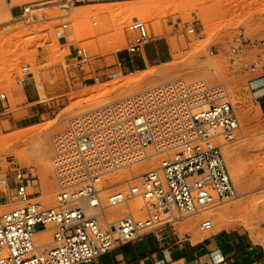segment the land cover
Masks as SVG:
<instances>
[{
  "label": "rangeland",
  "instance_id": "rangeland-1",
  "mask_svg": "<svg viewBox=\"0 0 264 264\" xmlns=\"http://www.w3.org/2000/svg\"><path fill=\"white\" fill-rule=\"evenodd\" d=\"M64 2L0 0V92L7 93L6 98L0 97V179L10 180L3 186L7 200L0 204V213L20 204L11 183L16 166L30 176L28 189L34 200L55 204L51 138L74 114L174 77L204 78L228 86L241 120L236 140L223 148L237 196L174 226L181 235L192 233L194 240L239 227L264 253V107L250 88L254 75L229 67L230 49L239 31L264 39V0H134L95 6H78L73 1L63 7ZM161 2L183 4L171 8L158 6ZM135 17L147 23L152 36L145 47L154 52L165 48L164 57L155 64L140 66L135 59L139 53L131 55L134 65L126 62L130 54L125 49V25ZM64 22L68 40L62 44L55 30ZM186 24H194L201 36L189 34ZM77 45L89 48V61L67 55ZM254 53L251 50L248 55ZM243 59L238 56V62ZM26 64H31L32 73L23 76ZM95 76H100V82L93 83ZM39 145H46L42 160H37L35 151ZM142 164L150 167L148 161ZM142 164L106 175L104 185L109 190L103 192V202L109 193L125 189V180L138 174ZM142 206L135 199L107 211L112 220L130 210L141 217L145 215ZM228 207L234 209L224 214ZM207 218L214 226L202 231L199 225ZM246 218L251 227L244 225ZM41 230L43 234L34 236L38 252L48 249L52 241L53 230Z\"/></svg>",
  "mask_w": 264,
  "mask_h": 264
},
{
  "label": "built area",
  "instance_id": "built-area-1",
  "mask_svg": "<svg viewBox=\"0 0 264 264\" xmlns=\"http://www.w3.org/2000/svg\"><path fill=\"white\" fill-rule=\"evenodd\" d=\"M67 27L64 22L55 30L62 44L68 40ZM186 30L201 36L194 24H186ZM125 31L129 54L141 52L152 39L147 23L138 17L125 25ZM235 41L230 70L239 67L254 75L249 84L260 101L264 39H253L241 30ZM251 50L255 53L249 56ZM67 55L87 62L91 51L77 45ZM238 56L244 59L238 62ZM31 73V64L24 65L21 74ZM0 97L7 93L0 92ZM240 128L228 86L204 78L174 77L74 114L51 138L50 168L57 184L54 205L34 200L28 189L30 176L23 168L11 170L20 204L0 213V264H89L147 232L174 226L236 197L223 148L236 140ZM147 161L150 167L142 164ZM138 164L141 171L125 180V189L109 193L104 203L102 194L109 190L105 176ZM8 183L9 178L0 179V204L7 200L3 186ZM135 199L142 201L144 216L130 210L111 219L108 209ZM213 226L207 218L199 228L207 231ZM48 227L53 230L51 246L38 252L34 236Z\"/></svg>",
  "mask_w": 264,
  "mask_h": 264
},
{
  "label": "crops",
  "instance_id": "crops-1",
  "mask_svg": "<svg viewBox=\"0 0 264 264\" xmlns=\"http://www.w3.org/2000/svg\"><path fill=\"white\" fill-rule=\"evenodd\" d=\"M125 1L134 0H74L78 6ZM143 49L135 58L142 67L162 60L166 53L163 47L155 52ZM131 55L126 62L134 65ZM259 102L264 107V97ZM89 264H264V253L239 227L194 240L192 233L181 235L175 226L166 225L115 247Z\"/></svg>",
  "mask_w": 264,
  "mask_h": 264
},
{
  "label": "bare ground",
  "instance_id": "bare-ground-1",
  "mask_svg": "<svg viewBox=\"0 0 264 264\" xmlns=\"http://www.w3.org/2000/svg\"><path fill=\"white\" fill-rule=\"evenodd\" d=\"M183 4V3H182ZM181 3H175V2H171V3H169V4H166V3H160V4H158V6H160V5H165L166 7H174V8H176L177 6H181L182 5ZM66 7H70L71 5L69 4V5H65ZM171 7V8H172ZM31 8V7H30ZM81 13V12H80ZM82 15V14H81ZM85 15V14H84ZM80 17H82V16H80ZM80 17H77V18H79L80 19ZM83 19V18H82ZM115 100V99H114ZM113 101V100H112ZM111 102V101H110ZM108 103V102H107ZM104 105V104H103ZM94 107H97V106H94ZM31 147V146H30ZM29 148V147H28ZM30 149V148H29ZM43 149V150H42ZM45 149H46V145H44V146H42V145H39V146H37L36 148H35V151H36V155H37V160H39V159H41V157H42V155H41V150L42 151H44L45 152ZM33 156H35V155H33ZM42 160V159H41ZM262 170L261 171H263L264 172V170H263V168H261ZM259 171H260V169H259ZM260 171V172H261ZM263 172H261V173H263ZM260 173V174H261ZM256 174H259L258 173V171H257V173ZM237 175V174H236ZM259 176H261V175H258V177ZM264 177V176H263ZM238 178H239V176H238ZM3 181H5V179H2ZM263 184H264V182H262ZM47 194H49V193H47ZM48 197H50V195H47ZM87 204V203H86ZM88 207H89V210L91 209L90 208V206L88 205ZM232 209H234V208H232V207H228V208H226L225 210H224V214H226L225 212H227V211H232ZM226 217V216H225ZM251 221H249L248 220V218H246L245 220H244V225L246 226V227H251V223H250ZM251 230V229H250ZM45 231V230H44ZM44 231H42V230H37V233L36 234H43V232ZM44 240V239H43ZM45 242V241H44Z\"/></svg>",
  "mask_w": 264,
  "mask_h": 264
}]
</instances>
